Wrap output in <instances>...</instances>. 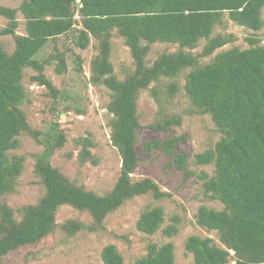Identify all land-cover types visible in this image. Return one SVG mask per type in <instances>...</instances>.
<instances>
[{
  "label": "trees",
  "instance_id": "trees-1",
  "mask_svg": "<svg viewBox=\"0 0 264 264\" xmlns=\"http://www.w3.org/2000/svg\"><path fill=\"white\" fill-rule=\"evenodd\" d=\"M76 4L77 0H23L18 9L0 5V16L8 20L0 34L13 36L15 43L11 54L0 44V199L14 190L23 170L25 158L8 153L18 148L17 137L26 134L40 143V133L29 126L20 108L27 100L23 71L36 69V81L56 98L58 91L43 70L46 64L56 61L55 70L62 73L63 54L51 56L42 64L36 56L50 40L74 31ZM263 10L264 0H79L80 28L74 31L72 41L80 50L88 47L90 37L99 41L91 82L101 83L112 93L108 104L112 115L110 140L120 157V173L104 195L72 184L51 165L52 155L65 142L62 132L53 134L42 151L33 155L43 196L37 203L22 207L20 218L14 216L10 206L0 203V264L10 252L49 236L56 227L55 213L60 206L88 213L94 226L101 227L104 218L129 199L148 193L156 200L167 196L149 178L131 180L139 161L136 132L142 127L137 99L150 84L162 78H176L184 71L183 88L191 104L200 114H209L222 133L213 147L195 154L193 159L197 166H213L211 176L201 172L198 178L204 193L219 201L222 209L200 206L195 218L199 227L217 234L219 244L210 237L191 235L186 238L184 249L192 255V264H264V45L250 37L248 48L232 47L218 52L209 63L200 62L230 43L221 34L211 37L225 16L235 25L257 33L264 26ZM18 11L25 20V35L15 34ZM114 30L124 39L135 64L123 81L112 76L109 63ZM202 39L207 43L200 53L193 54L191 50ZM155 43L177 45L178 50L161 53L148 63L146 57ZM77 60L76 69L81 71V59ZM176 91V83L167 84L169 97ZM151 93L157 96L156 87ZM180 123L179 117L162 114L147 129L164 133ZM179 141L174 136L154 138L145 141L142 150L159 151L171 158L184 175H193L188 170L186 152L175 151ZM75 144L81 148L82 161L97 164L91 155L94 143L89 137H80ZM164 221L161 207L148 208L139 215L136 229L147 235L159 230L164 237L177 235L178 219L173 217L171 224L162 228ZM84 228L77 220L61 225L68 235ZM100 258L103 264H123L114 244L104 246ZM132 264H175L174 244L149 243L146 253Z\"/></svg>",
  "mask_w": 264,
  "mask_h": 264
},
{
  "label": "rangeland",
  "instance_id": "rangeland-1",
  "mask_svg": "<svg viewBox=\"0 0 264 264\" xmlns=\"http://www.w3.org/2000/svg\"><path fill=\"white\" fill-rule=\"evenodd\" d=\"M22 1L0 0V5L18 9ZM76 5L74 31L80 28V17L77 12L79 0ZM262 17L264 19V10ZM16 18L18 27L15 34L25 35V20L19 11ZM7 24L8 20L0 16V31ZM74 31L50 40L36 56L37 61L42 64L51 56L63 54L65 68L62 73L56 72V61L46 64L43 70L45 77L58 91L56 98L45 86L36 81L35 77L38 75L36 69L30 67L23 71L22 84L27 93V100L20 108L29 126L40 133V143L29 135L21 134L17 137L18 148L8 152L9 155L25 158L22 173L15 181L14 190L0 199V203L11 207L17 218L21 217L22 207L37 203L43 196V186L34 172L33 155L42 151L47 139L57 132L64 134L65 142L52 155L51 165L72 184L97 195H104L113 187L120 173V157L110 140L112 115L108 110V104L112 93L101 83L91 82L92 62L100 52L99 41L90 37L88 47L80 50L72 41ZM217 34L229 38L230 43L216 50L213 55L201 58V63H209L222 50L232 47L248 48L250 37L257 38L260 44L264 45V26L259 32L253 33L235 25L227 16L221 25L214 28L211 37ZM206 43L207 40L202 39L191 52L200 53ZM0 44L8 54L15 49L14 37L11 35L0 34ZM177 50V45L155 43L146 57L147 62H152L161 53H172ZM78 58L81 59V71L76 69ZM109 63L112 66V76L118 81H123L135 68L130 50L115 30L112 31L110 38ZM186 72H181L176 78H162L160 82L150 84L148 89L139 93L137 99V113L142 127L136 132L139 161L131 174V180L149 178L167 196L156 200L148 193L129 199L117 210L109 213L101 227L94 226L88 213L67 205L60 206L55 213L54 231L35 245L10 252L3 258L4 264H103L100 253L108 244H114L118 248L123 257V264H132L135 259L146 253L149 243L165 242L174 244L175 264H192V255L184 249L187 237L191 235L210 237L218 243L217 234L199 227L195 218L200 206L222 209L219 201L204 193L202 181L198 178L201 172L211 176L213 166H197L193 159L195 154L213 147L222 137V133L216 128L209 114H200L191 104L183 88ZM170 82L176 83L177 91L169 97L166 87ZM153 87H156V97L151 93ZM162 114L179 117L180 125L164 133L147 129V125L154 123ZM171 136L180 138L175 151L186 152L188 170L193 175H184L183 171L172 164L171 158L159 151L143 152L142 145L145 141ZM80 137H89L93 141L94 147L90 151L97 159V164L80 159L81 148L75 144L76 139ZM156 206L164 211L165 221L162 228L171 224L173 217L178 219L177 235L171 238L164 237L160 230L154 235H147L136 229L141 212ZM68 220L80 221L86 228L75 235H68L61 230V225Z\"/></svg>",
  "mask_w": 264,
  "mask_h": 264
}]
</instances>
